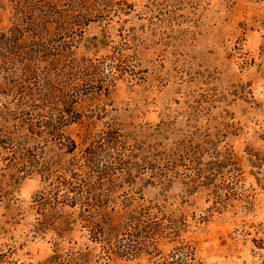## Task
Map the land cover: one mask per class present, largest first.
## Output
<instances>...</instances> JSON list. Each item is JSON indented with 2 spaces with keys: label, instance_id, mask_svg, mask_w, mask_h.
<instances>
[{
  "label": "rangeland",
  "instance_id": "374dc122",
  "mask_svg": "<svg viewBox=\"0 0 264 264\" xmlns=\"http://www.w3.org/2000/svg\"><path fill=\"white\" fill-rule=\"evenodd\" d=\"M129 3L128 14H112L72 38L78 60L111 65L104 79L111 91L83 97L76 108L84 117L65 129L67 135L80 145L86 135L118 124L134 147L129 170L105 184L110 203L96 222L121 223L126 200L128 211L153 207L164 228L180 229L178 240L158 242L163 255L184 241L204 264H264V0ZM18 23L10 7L0 8V29ZM8 81L0 75V127L12 132L21 121L5 91ZM27 143L41 145L45 160L61 157L51 143ZM226 150L240 172L233 184L192 182L198 170L202 179L210 175L209 162ZM1 157L8 155H0V254L8 256L6 264H84L87 254L90 264L155 263L153 255L119 249L108 259L79 223L62 238L39 227L41 176L18 180ZM65 212L77 218L79 210ZM149 230L146 224L130 228L117 241L137 243Z\"/></svg>",
  "mask_w": 264,
  "mask_h": 264
},
{
  "label": "trees",
  "instance_id": "16d2710c",
  "mask_svg": "<svg viewBox=\"0 0 264 264\" xmlns=\"http://www.w3.org/2000/svg\"><path fill=\"white\" fill-rule=\"evenodd\" d=\"M5 7L11 8L19 23L0 29V73L9 78L11 86L6 85L5 91L12 96V112L20 116L21 123L12 132L3 131L6 125L0 127V155L7 153L8 157L1 159L7 161L5 169L14 178L41 176L45 187L39 201H35L43 218L39 227L51 228L62 238L79 223L93 243L102 245L108 259L119 255V249L122 255L135 251L153 255L154 264H204L197 258L195 248L184 241L178 242L180 246L168 255L158 251L161 239L174 242L181 237V231L158 223L153 207L139 206L137 211H128L132 204L127 205L125 200L121 223L113 225L110 219L102 225L96 222L99 210L107 209L110 203L103 193L105 184H114L118 175L129 170L134 147L118 124H108L100 133L86 135L80 145L65 131L82 121L84 115L76 105L83 97L111 91L104 80L111 65L78 60L71 53L72 38L94 24H104L112 14H128L133 5L129 0H0V8ZM2 93L0 86V96ZM31 139L51 143L61 157L45 160L41 145L27 143ZM68 156L71 158L65 161ZM214 166L217 173L212 172ZM209 168L210 175L202 179L204 171L198 170L192 182L209 187L220 178L224 187L233 184L235 174H240L229 150L216 155ZM68 208L79 210L78 217H73V212L66 213ZM112 212H116L115 208ZM179 222L186 226L184 219ZM142 224L150 228L149 236L134 244L117 241L118 234ZM84 256V264H90V254ZM7 258L0 254V264H6Z\"/></svg>",
  "mask_w": 264,
  "mask_h": 264
}]
</instances>
